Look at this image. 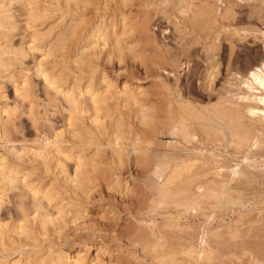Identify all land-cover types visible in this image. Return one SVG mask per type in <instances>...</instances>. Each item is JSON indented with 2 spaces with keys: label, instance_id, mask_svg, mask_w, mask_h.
Here are the masks:
<instances>
[{
  "label": "bare ground",
  "instance_id": "bare-ground-1",
  "mask_svg": "<svg viewBox=\"0 0 264 264\" xmlns=\"http://www.w3.org/2000/svg\"><path fill=\"white\" fill-rule=\"evenodd\" d=\"M171 1L178 7L179 13L185 16L190 14V21H187L201 35L211 34L220 18L236 15L230 0L226 1L223 10L219 9L220 6L214 7L216 1L224 5L223 0ZM82 2L0 0V81L7 79L12 82L16 94L24 101L30 99L32 91L29 90L28 81L18 82L16 66L22 65L27 55L23 47L14 45L12 41L13 33L18 28L14 6L23 8L28 19L39 21L42 26L47 24L46 19H53L52 14L61 12L59 22L51 21L46 27L34 31L30 48L40 50L44 47L42 62L36 67L37 74L46 89L54 93V97L58 95L62 98L70 117L68 124L72 128L69 141H65L69 148L62 147L64 143L60 141L61 135L55 134L54 140L45 139L47 147L25 153L30 155L43 173H49L50 164H55L57 177L46 187L30 183L31 172L23 173L10 163L8 155L0 156V214L4 205L14 203L21 215L13 224L5 223L0 215V264H124L128 256L122 248H114L104 239H100L96 247L88 243L92 239H85L69 245L67 249L60 246L59 241L63 237L68 238L66 233L70 229L85 231L90 238L96 233H104L102 225L92 218L86 206L94 192L93 173L107 168L110 186L128 190L125 179L122 180V170L128 159L153 167L152 177L157 179L158 184L150 187L151 203L147 213L167 212L170 207L179 211L177 215L162 214L165 219L162 224L151 218L137 230L131 240L148 252L151 264H213L217 255L228 249L225 238L235 240L243 236L245 218L241 215L238 221L229 226L221 224L215 229L201 230L197 238L199 244L196 245L189 242L193 239L194 228L181 220L207 210L210 205L214 210L223 207L240 210L246 208L242 199L243 191L238 189L241 185L238 188L234 186L242 179L252 181L253 175L256 178L252 171L259 169L264 173V59L245 75H234V93H226L211 109L181 101L174 102L167 111V133L177 139L179 146L184 143L185 146L200 145L203 149L195 147L198 151L186 150L187 147H184L187 153L184 158L168 157L166 154L152 160V152L143 146L141 135L134 137L132 148L121 145L126 136L131 135V119L135 118L144 127L151 128V123L157 118L150 106L145 105L147 92L133 85L130 78H126L120 85L118 79L99 70V64H96L103 59L110 62L118 59L122 63L124 53L128 51L124 45V36L129 31L132 33L135 28L126 23L127 17L124 15L121 21L113 20L114 24L109 26L108 23L104 25V21L91 26L82 19L77 21L76 11ZM234 31L235 35L241 36L240 31ZM77 35L82 36L84 43L77 49L80 55L76 54L71 64L69 62L62 66L65 57H61L64 62L58 60V43ZM259 35L264 39V33ZM220 43L219 37H216L205 48L208 59H213ZM47 61L49 68L43 66V62ZM85 78H88V84L83 83ZM2 87L0 83V134L3 137L7 136L10 116L15 109L13 111L5 102L7 99ZM103 110L113 111L107 116V122L102 115ZM99 137H106L108 144L100 145L97 141ZM210 146L215 150H208ZM220 146L225 147L226 151L231 149L232 153L225 157L237 160L238 163L234 166L225 165L221 158L227 152L222 154ZM103 147L110 151L108 157L102 155L107 153H103ZM132 155L134 158L131 159ZM12 157L21 160L23 154L12 153ZM70 162L75 164L74 174L69 172ZM111 169L117 172L109 173ZM247 181L246 185L252 183L248 184ZM25 199L31 201V214L26 209ZM105 214L100 221L106 219ZM30 215H33L32 219ZM177 236L178 240L185 239L187 244L179 243L176 246L167 241ZM211 241L216 243V248L211 246ZM93 247L96 248V254L90 257ZM251 259L255 261V258Z\"/></svg>",
  "mask_w": 264,
  "mask_h": 264
},
{
  "label": "rangeland",
  "instance_id": "rangeland-1",
  "mask_svg": "<svg viewBox=\"0 0 264 264\" xmlns=\"http://www.w3.org/2000/svg\"><path fill=\"white\" fill-rule=\"evenodd\" d=\"M83 1L76 11L75 19H78L77 21L82 19L88 26L104 21V25L107 26L108 23L109 26L114 24L112 23L113 20L121 21L124 15L127 17L126 23L135 28L132 33L129 31L127 32L128 35L124 36V45L127 46L128 51H125L122 63L118 59H114L112 62L104 59L95 62L97 65L99 64V70L105 71L111 78L118 79L120 85L125 82L126 78H130L133 80V85L144 89L147 92V96L144 98L146 99L145 105L150 106L154 117L158 118H155L151 123V128L144 127L135 118L131 119L132 125L129 129L131 135L126 136L121 145L129 146L130 149L134 146V137L141 135V140L144 142L143 146L152 152V160L156 156L164 157L166 154L168 157L184 158L187 154L186 150L203 149L200 145L185 146L184 143L178 145L177 139L167 133V121H169L167 111L174 105V102L178 101L211 109L219 103L218 101L222 97L227 95L226 93H234V84L236 83L234 75H245L247 71L257 66L264 59V39L259 35L264 33V0H230L236 15L232 16L233 18L229 16V18H220L212 33L207 35H201L188 22L190 21V14L185 16L179 13L178 7L174 6L171 0L170 2H168L169 0ZM226 1L223 0L224 5L216 1L218 5L215 4L214 7L220 6L219 9L223 10ZM14 13L18 28L13 33L12 41L14 45L23 47L27 55L23 64L16 66L17 76H19L18 82L28 81L27 85H29L32 94L30 99L21 100L16 94L15 85L12 82L7 79L0 81L1 87L3 86V94L7 99L5 102L13 111L15 109L10 116L7 136L2 137L0 134V156L8 155L10 163L17 166L23 173L31 172L30 183L46 187L57 177L55 164H50L49 173H43L30 155H25V153L29 150L47 147L48 143L45 142V139L54 140L55 134L61 135L60 141L64 143L62 147L69 148L65 141H69L72 128L69 127L70 117L62 98L58 95L54 97V93L46 89L42 78L37 74L36 70L42 62L45 49L43 47L44 50L40 49L41 51L32 50L30 41L34 31L39 27L44 28L51 21L59 22L61 12L52 14L53 19H46L47 24L43 26L39 21L34 22L32 19H28L26 11L17 5L14 6ZM234 30L240 31L241 36L235 35ZM241 32L243 34L245 32V34L243 35ZM248 32L249 34H247ZM216 37H219L221 41L220 48L217 53H214L215 58L210 60L205 48ZM71 38L73 37H69L66 42L58 43L60 50L58 47L56 48V50L58 49V52L56 51L59 55L58 60L63 61L61 57H65V63L62 66L68 65L69 62L71 64V61L74 60L72 58L76 54L77 56L80 55V51L77 49L84 45L82 36L77 35L73 39ZM242 38L243 40H241ZM64 45L66 47H63ZM131 47L132 50L129 51ZM43 66L49 68V61L43 62ZM83 83L88 84V78H85ZM107 111L103 110L102 112L106 118L105 121L108 120L107 116L113 112ZM84 123H86L85 120ZM151 131L154 132V135ZM97 141L103 146L108 144L106 137H99ZM95 144L98 143L95 142ZM184 147L187 149L184 150ZM203 147L205 148V146ZM210 147L207 149H214ZM220 147L219 150L222 154L227 152L221 158L225 165L234 166L238 163L237 160L225 157L232 153L231 149L226 151L225 147H221V149ZM102 151L103 153L107 152L102 154L104 157H108L110 154L107 147H103ZM12 153H22L23 157L21 160H16L12 157ZM259 153L262 154V152ZM132 158H134L133 155ZM128 160L124 170H122V180L125 179L128 190L124 188L114 189L110 186L109 176L106 173L107 168L99 169L93 173L94 192L88 199L86 206L92 218L102 225L104 233H96L90 238L85 231L74 229L71 231L70 229L66 233L68 238L60 239V246L67 249L69 245L83 242L85 239H92L88 243L95 244L96 247L99 245L100 239H104L114 248H122L124 254L128 256L124 264H151L148 252L143 251L142 247L132 241L131 238L151 218L158 224H162L165 222L162 214L177 215L179 211L170 207L167 212L148 214L147 207L151 203L150 187L158 184L157 179L152 177L153 167L151 164L143 165L142 162L135 163L133 159ZM68 168L69 172L74 174V162L68 163ZM115 171V169H111L109 173ZM252 173H255L257 179L253 175L252 181L242 179L238 181V184L235 183L237 186L232 184L237 188L241 185L238 189L241 188L240 191H243L242 199L246 205L245 209L223 207L214 210L210 205L207 210L191 214L187 216V219L181 220L182 223L194 228L193 239L189 242L196 245L199 244L197 238H199L201 230L215 229L221 224L229 226V224L238 221L241 215L245 218L246 226L242 228L243 236L241 235V238L235 240L225 238L224 241L229 243H227L228 249L217 255V260L213 264H253L255 261L257 264L259 262L264 264V204H258L264 200L262 197L264 196V173H261L259 169L252 171ZM245 181L252 183L246 185ZM24 201L27 205L26 209L31 214L33 211L31 201L29 199ZM252 204L257 205V207ZM103 213H106V219L100 221ZM0 215L7 224H13L21 217L14 203L4 205ZM211 216L212 218L209 220ZM32 217L33 215H30L29 218L32 219ZM207 221L210 222V226ZM259 221L261 223H258ZM177 238L178 236L169 238L167 241L172 242L173 245L174 243L175 245L187 244L185 239L178 240ZM46 243L50 242L47 241ZM55 243L58 245L57 242ZM211 246L216 248V243L211 241ZM95 254L96 248L93 247L89 256L94 257ZM227 255L228 257H226ZM252 257L255 258V261H252Z\"/></svg>",
  "mask_w": 264,
  "mask_h": 264
}]
</instances>
